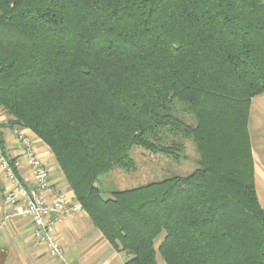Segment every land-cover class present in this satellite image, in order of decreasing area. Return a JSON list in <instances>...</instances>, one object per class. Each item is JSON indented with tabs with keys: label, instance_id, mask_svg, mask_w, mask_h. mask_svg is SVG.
Returning a JSON list of instances; mask_svg holds the SVG:
<instances>
[{
	"label": "trees",
	"instance_id": "trees-1",
	"mask_svg": "<svg viewBox=\"0 0 264 264\" xmlns=\"http://www.w3.org/2000/svg\"><path fill=\"white\" fill-rule=\"evenodd\" d=\"M262 93L264 0H0V127L47 146L123 264H264L248 130ZM186 140L189 174L102 196L133 148L179 161Z\"/></svg>",
	"mask_w": 264,
	"mask_h": 264
},
{
	"label": "crops",
	"instance_id": "crops-1",
	"mask_svg": "<svg viewBox=\"0 0 264 264\" xmlns=\"http://www.w3.org/2000/svg\"><path fill=\"white\" fill-rule=\"evenodd\" d=\"M261 129H264V93L253 98L248 121L254 160L255 187L260 204L261 200L264 202V166H259L261 163L257 159L258 153H254V150H257L254 147L256 143L254 138L257 142H261L259 140L263 138ZM0 132L3 140L1 147L6 155L9 158L19 156L22 153V146L15 139L13 129L8 126H1ZM27 133L35 140L37 151L49 169V184L52 189L72 193L59 168L55 171L49 167L48 161L52 158V154L47 146L30 130H27ZM40 142L41 147L38 144ZM53 171L55 172L53 173ZM19 174L22 181L29 186L33 185L32 176L24 162L20 165ZM7 186L8 181L0 170V264L124 263L123 254L112 249L100 232L92 226L84 211L66 216L58 225L57 238L62 245L64 260L59 262V259L52 258L46 248L33 238L30 219L13 215L12 209L4 204L3 195Z\"/></svg>",
	"mask_w": 264,
	"mask_h": 264
},
{
	"label": "built area",
	"instance_id": "built-area-1",
	"mask_svg": "<svg viewBox=\"0 0 264 264\" xmlns=\"http://www.w3.org/2000/svg\"><path fill=\"white\" fill-rule=\"evenodd\" d=\"M5 122L4 115L0 113V123ZM27 130L29 129L22 127L13 128L14 137L22 146L19 156L9 158L0 144V170L8 181L3 201L12 209L13 215L29 218L33 238L46 248L52 258L63 261L57 227L66 216L83 211V208L74 199L73 192L52 189L49 184V169ZM22 162L27 165L32 176V186L22 181L19 174Z\"/></svg>",
	"mask_w": 264,
	"mask_h": 264
},
{
	"label": "rangeland",
	"instance_id": "rangeland-1",
	"mask_svg": "<svg viewBox=\"0 0 264 264\" xmlns=\"http://www.w3.org/2000/svg\"><path fill=\"white\" fill-rule=\"evenodd\" d=\"M0 113L3 114L5 117V114L2 112L1 109ZM185 119L189 123L192 122L188 115H185ZM260 131L263 133V138L259 139L261 140L260 143L255 140L254 135H252V137L254 138V141H256L254 147L257 150H254V153H258L257 159L261 163L259 166L263 167L264 129H261ZM38 144L41 147V142ZM39 145L37 146L39 147ZM40 150H42V148H40ZM131 156L135 161V170L131 172H125L124 170L116 167L101 177L100 185L103 197H110L111 191L114 190L136 187L151 181L161 180L172 175H187L197 167L198 161V154L195 150L193 143L189 140L185 141L184 152L179 161H175L160 153H152L140 147L133 148L131 150ZM48 164L49 167H51L53 170H57L58 166L53 157L49 159ZM55 171H53V173ZM261 205L262 207H264V202L262 200ZM160 239L161 236L156 239V244L160 241ZM157 261L159 264H165L159 255H157ZM59 262L62 261L60 260Z\"/></svg>",
	"mask_w": 264,
	"mask_h": 264
}]
</instances>
